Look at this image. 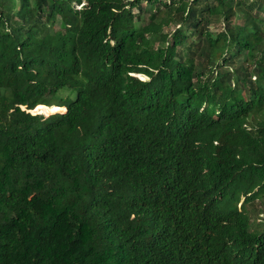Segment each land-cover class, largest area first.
I'll return each instance as SVG.
<instances>
[{
    "label": "trees",
    "instance_id": "16d2710c",
    "mask_svg": "<svg viewBox=\"0 0 264 264\" xmlns=\"http://www.w3.org/2000/svg\"><path fill=\"white\" fill-rule=\"evenodd\" d=\"M263 205L264 0H0V264H264Z\"/></svg>",
    "mask_w": 264,
    "mask_h": 264
},
{
    "label": "rangeland",
    "instance_id": "374dc122",
    "mask_svg": "<svg viewBox=\"0 0 264 264\" xmlns=\"http://www.w3.org/2000/svg\"><path fill=\"white\" fill-rule=\"evenodd\" d=\"M50 107H57V106H50ZM55 112H60L59 110H54V111H50L48 113H43L45 116H50L51 114L55 113ZM254 206H251L252 208V221L254 223H263L264 224V205H263V209L262 210H259V209H254L253 208ZM258 212H262L261 215L258 216Z\"/></svg>",
    "mask_w": 264,
    "mask_h": 264
},
{
    "label": "water",
    "instance_id": "95a60500",
    "mask_svg": "<svg viewBox=\"0 0 264 264\" xmlns=\"http://www.w3.org/2000/svg\"><path fill=\"white\" fill-rule=\"evenodd\" d=\"M41 106H45V105H39L38 108H41ZM38 108H35V109L33 110V112L36 110V112H34V113H44L43 111H41V110L38 109ZM55 113H56V112H55Z\"/></svg>",
    "mask_w": 264,
    "mask_h": 264
},
{
    "label": "clouds",
    "instance_id": "9594fccd",
    "mask_svg": "<svg viewBox=\"0 0 264 264\" xmlns=\"http://www.w3.org/2000/svg\"><path fill=\"white\" fill-rule=\"evenodd\" d=\"M45 106H47V105H45ZM48 107H50V106H48ZM57 107H60V106H57ZM66 108V107H65Z\"/></svg>",
    "mask_w": 264,
    "mask_h": 264
}]
</instances>
